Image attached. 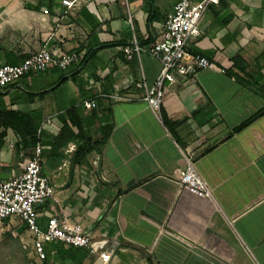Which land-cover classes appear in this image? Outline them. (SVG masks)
<instances>
[{
	"label": "crops",
	"instance_id": "1",
	"mask_svg": "<svg viewBox=\"0 0 264 264\" xmlns=\"http://www.w3.org/2000/svg\"><path fill=\"white\" fill-rule=\"evenodd\" d=\"M177 2L0 0L1 64L44 46L80 57L77 66L29 73L0 90V181L33 153L12 127L24 123L11 115L21 113L36 129L55 191L36 206L41 229L65 213L93 239L115 238L105 264H264V0L207 7L187 50L215 68L177 78L156 112L138 83L151 86L159 62L146 52L128 59L123 48L160 40ZM70 109L87 138L103 140L81 158L66 151L77 140H57L65 123L78 132ZM185 150L213 199L177 192ZM32 240L19 219L0 220V264H104L58 242L45 243L40 260Z\"/></svg>",
	"mask_w": 264,
	"mask_h": 264
},
{
	"label": "built area",
	"instance_id": "2",
	"mask_svg": "<svg viewBox=\"0 0 264 264\" xmlns=\"http://www.w3.org/2000/svg\"><path fill=\"white\" fill-rule=\"evenodd\" d=\"M79 1L62 0V3L71 7ZM218 2L219 0H178L173 12L164 22L160 40L146 48L139 45L135 39L124 46L123 51L128 59L135 54L146 52L160 64V70L151 86H147L145 82L138 83V87L144 89L143 99L152 110H159L165 93L177 78L194 77L200 71L215 68L212 61L201 54L190 53L187 46L191 37L200 34L199 20L207 7ZM128 20L131 21L130 17ZM79 60L78 53L74 51L64 52L44 46L18 64L0 63V90L29 73L48 68L66 70L77 66ZM83 104L86 108L97 106L95 100H85ZM75 149V146L70 144L66 151L71 154ZM41 152L40 143H36L22 171L0 181V220L8 217L19 219L31 232L32 247L40 260L46 259L45 243L58 242L88 249V252L98 254L104 264L107 263L112 250L118 245L115 238L93 239L81 223L71 222L65 213L50 217L45 229L38 226L36 206L42 205L47 198H55V191L48 182V176L42 171ZM183 154L187 164L175 174L177 192L213 199V189L195 168L192 154L186 150Z\"/></svg>",
	"mask_w": 264,
	"mask_h": 264
},
{
	"label": "trees",
	"instance_id": "3",
	"mask_svg": "<svg viewBox=\"0 0 264 264\" xmlns=\"http://www.w3.org/2000/svg\"><path fill=\"white\" fill-rule=\"evenodd\" d=\"M73 113H74L73 109L68 110L69 122L71 123V125L77 127L78 132L73 133L70 125L68 123H65L63 124L57 136V140H61L64 136L67 138V140H77L78 142L75 149V154L78 158H81L82 156L86 155L93 149H98L103 144V140L92 142L90 138H87L82 132L80 121L74 118ZM11 115L13 116L16 122L18 121L24 122L21 124L16 123L12 126L23 138L22 144L24 146L27 145L34 147L35 144L38 142V135L36 133V129L32 123V120L28 116L21 113L11 114Z\"/></svg>",
	"mask_w": 264,
	"mask_h": 264
}]
</instances>
